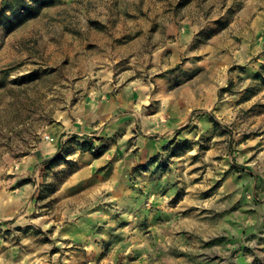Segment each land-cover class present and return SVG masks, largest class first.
Here are the masks:
<instances>
[{"label":"rangeland","instance_id":"374dc122","mask_svg":"<svg viewBox=\"0 0 264 264\" xmlns=\"http://www.w3.org/2000/svg\"><path fill=\"white\" fill-rule=\"evenodd\" d=\"M27 1L0 0V264H264V0Z\"/></svg>","mask_w":264,"mask_h":264},{"label":"trees","instance_id":"16d2710c","mask_svg":"<svg viewBox=\"0 0 264 264\" xmlns=\"http://www.w3.org/2000/svg\"><path fill=\"white\" fill-rule=\"evenodd\" d=\"M19 2V4H21V6H23L22 9L30 8L29 2L27 0H17ZM23 17H26V15H24Z\"/></svg>","mask_w":264,"mask_h":264}]
</instances>
